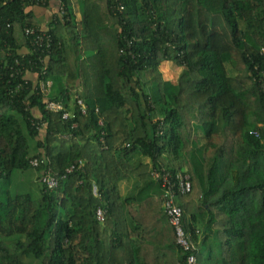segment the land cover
I'll return each mask as SVG.
<instances>
[{"label":"trees","instance_id":"trees-1","mask_svg":"<svg viewBox=\"0 0 264 264\" xmlns=\"http://www.w3.org/2000/svg\"><path fill=\"white\" fill-rule=\"evenodd\" d=\"M113 1L63 0L39 49L40 6L0 0V264H185L153 169L189 176L196 264H264V0ZM31 168L36 198L11 190Z\"/></svg>","mask_w":264,"mask_h":264},{"label":"built area","instance_id":"built-area-1","mask_svg":"<svg viewBox=\"0 0 264 264\" xmlns=\"http://www.w3.org/2000/svg\"><path fill=\"white\" fill-rule=\"evenodd\" d=\"M39 8L43 9H52L53 12L51 15L54 17L62 18L65 12V6L63 0H32ZM122 0H114L110 6L111 10L114 12H121L123 6L121 4ZM24 36L28 39V44L32 47L39 49H49L51 47L52 38L47 33L45 28H29L25 27L23 29ZM44 73V72H43ZM51 87V81H39L38 88L40 92L47 96ZM77 104L80 106L81 111L84 113L85 107L80 100H77ZM45 109L49 112L57 113L62 111V105L55 103L51 100L45 101ZM62 119H67V114H62ZM101 124V122H99ZM32 167L37 166V160H32L30 162ZM81 163L77 165H72L66 169V173H70L74 170L80 168ZM150 176L154 181L160 183L162 189L161 195V206L165 216L168 219L169 224L174 230L175 244L186 253L185 264H196L195 257L193 252L196 250V246L192 243L190 235L186 233L183 225V211L182 208L175 203V199L178 200V196L186 195L190 192L191 184L188 175H182L180 173L171 175L169 172L164 170H155L153 169L150 172ZM39 182L47 187L48 189L56 188L58 185L57 176L51 174L49 171H46ZM93 193L95 189L93 188ZM96 218L98 222H103L104 212L101 209L96 210Z\"/></svg>","mask_w":264,"mask_h":264},{"label":"rangeland","instance_id":"rangeland-1","mask_svg":"<svg viewBox=\"0 0 264 264\" xmlns=\"http://www.w3.org/2000/svg\"><path fill=\"white\" fill-rule=\"evenodd\" d=\"M77 1H78L79 13H80L81 0H77ZM160 68H161L164 78L170 79L172 81L176 79L178 73L171 71L168 64L165 63ZM36 173L37 172H35L32 168L24 172H17L14 175L15 181L13 180V183H12L13 189L11 188V190H14V192L16 193H30L33 196V198L38 197V192L36 188L33 186L35 184V179L37 176ZM118 187H119L120 194L123 196L129 192L131 185H130V182L128 183L124 181V182H121L118 185ZM175 203H177V199H175ZM30 261H31L30 258L25 260V262H27L28 264H30Z\"/></svg>","mask_w":264,"mask_h":264},{"label":"crops","instance_id":"crops-1","mask_svg":"<svg viewBox=\"0 0 264 264\" xmlns=\"http://www.w3.org/2000/svg\"><path fill=\"white\" fill-rule=\"evenodd\" d=\"M70 2H71V7H72L73 11L76 14V17H78L79 16L78 1L77 0H70ZM52 12H53L52 9L34 8V14L37 15L39 22H41L42 28H45L46 23L50 20V18L52 16L51 15Z\"/></svg>","mask_w":264,"mask_h":264}]
</instances>
